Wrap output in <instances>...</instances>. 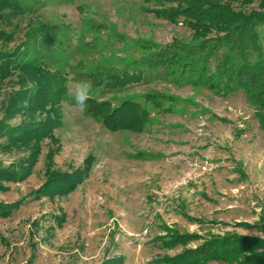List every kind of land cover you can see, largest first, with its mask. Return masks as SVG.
<instances>
[{
	"label": "rangeland",
	"instance_id": "rangeland-1",
	"mask_svg": "<svg viewBox=\"0 0 264 264\" xmlns=\"http://www.w3.org/2000/svg\"><path fill=\"white\" fill-rule=\"evenodd\" d=\"M29 3L0 21V50L39 51L65 73L66 90L57 113L48 104L6 119L14 95L36 80L18 73L0 82V120L14 127L49 112L58 120L43 138L0 149V168L29 159L24 178L0 190V202L19 204L0 216V264H157L215 235L264 239V126L245 92L217 93L147 67L175 40L195 41L194 31L146 11L144 0ZM137 69L140 79L109 84ZM78 81L92 84L84 110L69 94ZM157 92L175 96L172 111L146 101ZM129 98L152 113L140 131L112 130L89 110L91 99L116 106ZM75 172L85 176L71 192L44 190L55 175Z\"/></svg>",
	"mask_w": 264,
	"mask_h": 264
},
{
	"label": "trees",
	"instance_id": "trees-1",
	"mask_svg": "<svg viewBox=\"0 0 264 264\" xmlns=\"http://www.w3.org/2000/svg\"><path fill=\"white\" fill-rule=\"evenodd\" d=\"M31 2L42 0H0V21L11 15L26 12ZM255 0H144V9L170 22H183L196 34L192 43L175 40L148 59L150 69L164 68L168 74L183 76L193 85H205L217 93H229L241 88L255 109L264 126V0L257 8H235L233 3L243 5ZM153 3V6H150ZM21 46L16 50H0V82L20 76L24 81L36 80L34 85L24 87L11 99L6 119L12 112L24 110L34 116L38 109L51 104V112L65 95L66 75L60 69H52V63L39 51L29 53ZM213 65V69L212 66ZM171 69V71H170ZM169 70V71H168ZM143 70L125 72L113 76L110 85L127 84L142 77ZM170 104L164 107V101ZM24 103H23V102ZM146 101L157 106L159 111H172L176 98L172 94L149 93ZM26 102V103H25ZM21 104V105H19ZM172 104V105H171ZM18 105V109L15 106ZM55 105V106H53ZM57 108V107H56ZM89 110L100 116L112 130L131 129L140 131L150 122L152 113L141 101L125 99L116 106L110 101L91 99ZM49 112L48 118H34L22 125L10 126L0 120V149L22 145L50 134L58 120ZM57 113V112H56ZM26 159L19 168H0V190H7L6 181L24 178ZM84 172L55 175L44 190L67 194L84 178ZM19 207L18 203L0 202V216L5 217ZM264 264V239L235 233L215 235L204 239L202 245L185 249L175 257L159 260L157 264ZM219 264V263H217Z\"/></svg>",
	"mask_w": 264,
	"mask_h": 264
},
{
	"label": "clouds",
	"instance_id": "clouds-1",
	"mask_svg": "<svg viewBox=\"0 0 264 264\" xmlns=\"http://www.w3.org/2000/svg\"><path fill=\"white\" fill-rule=\"evenodd\" d=\"M95 12L96 6L92 5L85 14L89 15ZM69 94L71 95L75 106L80 110H84L86 108V102L92 96V84L88 81H78L69 88Z\"/></svg>",
	"mask_w": 264,
	"mask_h": 264
}]
</instances>
